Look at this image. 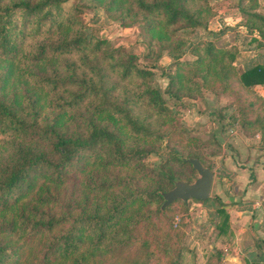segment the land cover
Returning a JSON list of instances; mask_svg holds the SVG:
<instances>
[{
  "label": "trees",
  "instance_id": "16d2710c",
  "mask_svg": "<svg viewBox=\"0 0 264 264\" xmlns=\"http://www.w3.org/2000/svg\"><path fill=\"white\" fill-rule=\"evenodd\" d=\"M66 1L0 0V264H95L105 254L112 257L108 264H145L123 255L144 219L136 207L163 203L162 192L173 187L169 163L195 173L185 159L197 158L209 167L200 148L179 152L175 126L163 127L173 114L165 95L195 98L215 80L223 89L240 82L252 91L264 86V63L240 72L233 64L236 50L210 42L191 48L194 60L180 59L185 40L176 31L206 26L205 0H77L65 10ZM249 1L244 26L264 44V14L257 0ZM84 5H100L120 18L142 16L154 37L150 45L175 59L164 90L149 83L152 68L139 65L135 54L88 31L80 17ZM253 115L233 120L264 148V96ZM151 155L160 158L156 166L145 162ZM109 167L133 173L100 178L96 171ZM73 175L83 176L81 200L69 199L58 214L45 210L58 202L50 189ZM146 179L172 187L148 188L141 184ZM197 202L215 203L216 228L225 234V204L215 194Z\"/></svg>",
  "mask_w": 264,
  "mask_h": 264
},
{
  "label": "rangeland",
  "instance_id": "374dc122",
  "mask_svg": "<svg viewBox=\"0 0 264 264\" xmlns=\"http://www.w3.org/2000/svg\"><path fill=\"white\" fill-rule=\"evenodd\" d=\"M76 1H66L63 4L64 9H70ZM205 1L208 7L205 13L206 26L183 27L176 31L175 35L185 40L180 59L194 60L196 56L191 52V48L196 44L202 46L210 42L219 48H234L236 53L233 64L241 72L251 64V61H254V55L259 53L258 50H264V44L260 45V41L253 40L258 36L257 32L249 33L244 26V12L250 10V1ZM81 10L80 17L88 25V31H93L107 38L114 46L123 47L126 51L135 54L139 65L152 68L153 74L149 83L164 90L168 83V77L165 75L174 72L175 59L171 57L168 49L160 51L158 45H150V40L154 37L146 31L144 27L146 21L140 14L129 13L127 17L120 18L117 13L107 12L100 5L91 8L84 5ZM195 81L200 83L197 78ZM223 87L222 83L215 80L208 86H202L195 98L182 97L175 100L165 95L173 114L172 117L164 118L163 127H176L172 141L181 154L190 147H198L202 150L205 164L213 167L215 189L220 182V173H223L221 171L223 158L227 155H236L233 140L238 139L241 144V138L245 136L239 122L234 121L233 118L238 119L242 114L254 117L258 96H264V86H255L252 91L245 89L240 82L232 83L228 89ZM183 129H186L187 133H184ZM194 136L198 139L196 143L188 139ZM252 139L254 144H260L258 136ZM203 143L205 144L202 145ZM166 151L162 148L161 155H165ZM159 160L158 156L151 155L145 162L152 167L156 166ZM169 166L173 178L193 181L197 177L196 171L192 173L178 162H171ZM96 172L102 178L106 172L126 174L133 173V170L109 167ZM82 177V175L75 177L73 175L68 183L58 188L52 187L49 192L58 198V202L50 203L43 208L58 214L69 199L81 200L84 189L79 184V180ZM141 184L148 188L161 187L164 190L172 187L169 183L164 181L160 183L154 179L142 180ZM210 196H214L212 190ZM161 204L160 200L136 207L144 219L132 232L131 245L123 255L127 258L134 257L138 262L145 264H207L209 246L213 238V225L217 221L215 203L177 200L163 210L160 208ZM158 208L161 209L160 212H157ZM111 259V255L105 254L99 256L95 264H108Z\"/></svg>",
  "mask_w": 264,
  "mask_h": 264
},
{
  "label": "crops",
  "instance_id": "0c3cea01",
  "mask_svg": "<svg viewBox=\"0 0 264 264\" xmlns=\"http://www.w3.org/2000/svg\"><path fill=\"white\" fill-rule=\"evenodd\" d=\"M257 1L264 14V0ZM258 51L250 65L264 63V50ZM241 140H233L236 155L224 157L228 172L220 174L216 189L212 183L213 194L225 204L228 229L221 234L213 225L207 264H264V148L252 138Z\"/></svg>",
  "mask_w": 264,
  "mask_h": 264
},
{
  "label": "water",
  "instance_id": "95a60500",
  "mask_svg": "<svg viewBox=\"0 0 264 264\" xmlns=\"http://www.w3.org/2000/svg\"><path fill=\"white\" fill-rule=\"evenodd\" d=\"M185 161L192 165L197 177L192 182L173 178V187L162 192L163 203L160 207L162 210L177 200L183 202L188 200L204 201L211 195L214 172L209 167L204 166L197 158H187Z\"/></svg>",
  "mask_w": 264,
  "mask_h": 264
}]
</instances>
